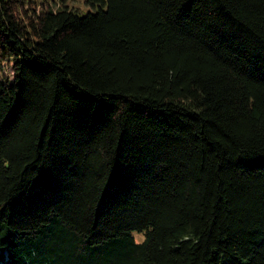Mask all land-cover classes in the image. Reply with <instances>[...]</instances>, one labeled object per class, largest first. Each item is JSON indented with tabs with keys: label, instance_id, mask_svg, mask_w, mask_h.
Segmentation results:
<instances>
[{
	"label": "trees",
	"instance_id": "16d2710c",
	"mask_svg": "<svg viewBox=\"0 0 264 264\" xmlns=\"http://www.w3.org/2000/svg\"><path fill=\"white\" fill-rule=\"evenodd\" d=\"M37 1L0 0V264H264V0Z\"/></svg>",
	"mask_w": 264,
	"mask_h": 264
},
{
	"label": "rangeland",
	"instance_id": "374dc122",
	"mask_svg": "<svg viewBox=\"0 0 264 264\" xmlns=\"http://www.w3.org/2000/svg\"><path fill=\"white\" fill-rule=\"evenodd\" d=\"M63 7L77 11L80 16H84L88 12L93 11L92 8L86 5L85 0H40L37 1V4L33 6L32 9H34L37 13L41 10L57 11L58 9ZM1 75L4 77L5 80L12 84L14 80V75L11 65L4 64ZM133 237L135 241L139 243L143 240L144 235L142 233H134Z\"/></svg>",
	"mask_w": 264,
	"mask_h": 264
}]
</instances>
